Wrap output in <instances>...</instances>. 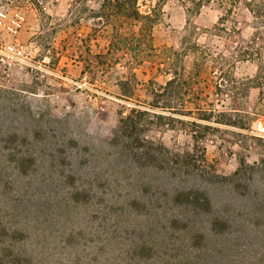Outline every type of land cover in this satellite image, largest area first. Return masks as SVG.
I'll list each match as a JSON object with an SVG mask.
<instances>
[{
  "label": "rangeland",
  "instance_id": "1",
  "mask_svg": "<svg viewBox=\"0 0 264 264\" xmlns=\"http://www.w3.org/2000/svg\"><path fill=\"white\" fill-rule=\"evenodd\" d=\"M100 1L0 0V204L12 216L5 225L7 231L32 232L20 233L15 242L42 264H91L102 245L116 252L97 264H170L166 250L178 233L147 226L149 218L163 216L159 205L132 202L127 196L68 198L80 180L73 186L67 178L90 169L84 160L87 149L110 138L132 108L149 112L136 117V134L177 153L190 152L220 176L233 174L241 162L264 169L258 90L251 88L231 101L216 89L217 66L211 60L227 57L233 47L251 45L264 62V40L253 39L251 19L242 6L226 25L235 32L225 38L217 32L223 10L215 3L187 11L188 5L166 0L151 29L156 54L145 49L136 64L132 45L108 53L112 29L91 17ZM154 2L143 0L141 9ZM193 45L206 51L196 69L193 50L183 52ZM256 64V59L237 60L231 74L250 79ZM173 72L182 74L180 79L165 89L163 98H152V91L164 87ZM222 111L237 126L217 123ZM191 133L202 138L195 142ZM250 172L263 188L260 171ZM148 247L163 251L130 256L132 250ZM252 258L264 264V245L254 250L241 245L227 260L249 264Z\"/></svg>",
  "mask_w": 264,
  "mask_h": 264
},
{
  "label": "trees",
  "instance_id": "2",
  "mask_svg": "<svg viewBox=\"0 0 264 264\" xmlns=\"http://www.w3.org/2000/svg\"><path fill=\"white\" fill-rule=\"evenodd\" d=\"M165 1L155 0L151 7L143 11V0H101L98 12L91 17L100 18L102 25L112 29L108 53L132 45L131 60L136 64L142 61L145 49L155 55L151 29L157 22L161 5ZM176 1L188 5L187 11H198L204 5L215 3L223 10V15L219 17L216 25L217 32L225 38H231L235 32V27L226 25L235 9L242 6L250 16L253 39L264 40V0ZM127 24L133 29L123 31ZM193 46L187 47L183 52L193 50L196 54V69L199 68L206 51L197 45ZM211 57L217 66V91L235 102L240 97H245L249 89H257L264 117V62L257 58L256 49L251 45L236 46L227 57ZM247 59L257 61L254 75L247 80L236 79L231 74V67L235 61ZM181 75L173 72V77L164 87L152 91V98H163L165 89L172 87ZM151 107L159 106L151 104ZM160 108L166 110L170 107ZM147 114L149 112L132 108L119 120L110 138L92 145V150L87 149L84 160L90 163V169L68 176L67 179L73 186L76 179L80 180L75 186L79 189L71 190L68 198L88 199L101 196L106 200L108 197L117 199L127 196L132 202L159 205L163 216L155 215L149 218L147 226L178 233L173 246L166 250L170 264H230L227 259L235 253L237 247L246 245L254 250L260 245L263 246L264 187L259 188L253 182L254 177L250 171L258 169L264 179V169L258 168L257 165L250 167L241 162L233 174L220 176L208 169L204 159L200 163L190 152L177 153L136 134L135 131L139 129L136 117ZM217 116V123L237 126L234 121L227 119L226 111L217 113ZM157 117L160 118L161 115L158 114ZM189 124L195 125L193 122ZM191 138L196 142L202 137L191 133ZM241 186L242 189L239 190ZM245 199L249 202L248 209L247 205L242 206L241 203ZM67 207L75 208V205L68 204ZM168 210L173 212L167 214ZM5 218L12 216L7 214V207L0 204V264H42L34 262L32 252L27 247L15 242L20 233H29L30 236L32 232L24 229L7 231ZM162 251L160 247H148L145 251L137 248L132 250L130 256L143 257L154 252L160 255ZM115 252V248L102 245L93 252L94 261L91 264H97L103 256H113ZM249 261V264H261L263 260L252 258Z\"/></svg>",
  "mask_w": 264,
  "mask_h": 264
}]
</instances>
